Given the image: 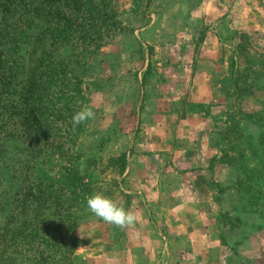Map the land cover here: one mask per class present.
Listing matches in <instances>:
<instances>
[{
    "label": "rangeland",
    "instance_id": "obj_1",
    "mask_svg": "<svg viewBox=\"0 0 264 264\" xmlns=\"http://www.w3.org/2000/svg\"><path fill=\"white\" fill-rule=\"evenodd\" d=\"M27 4L0 0V264H264V231L239 255L222 240L227 216L264 217V142L250 137L264 135V0H108L95 13ZM68 19L80 39L49 40L59 75L42 81L76 96L38 113L33 62L48 24ZM83 107L95 117L73 126ZM37 178L50 194L32 195ZM196 182L192 224L207 230L198 241L217 242H192L166 212ZM93 192L135 224L92 214ZM31 219L46 241L21 240Z\"/></svg>",
    "mask_w": 264,
    "mask_h": 264
},
{
    "label": "trees",
    "instance_id": "obj_2",
    "mask_svg": "<svg viewBox=\"0 0 264 264\" xmlns=\"http://www.w3.org/2000/svg\"><path fill=\"white\" fill-rule=\"evenodd\" d=\"M22 1H24V3H26L28 1L27 6L29 5L32 9V11H38V10H42L45 11L47 9V3L50 2L52 7H56V9L61 11L62 6H58L56 3L59 0H19V2L21 3ZM56 3H55V2ZM108 0H70V2L72 3V5L74 4V6L76 7V5H81L84 4V8L85 11L87 13H95L97 12L100 7L104 4V2H106ZM112 1V0H110ZM152 1V0H150ZM49 5V4H48ZM51 13V11H48ZM62 13V12H61ZM64 13V12H63ZM66 15V13H64ZM67 23V24H66ZM24 30H30L31 27L28 25V27L26 25L23 26ZM47 32L50 31L51 35L49 38H47V35L45 36V39L41 41V51L38 54V56L34 59V64L35 65V69L41 72L42 78L40 80H38V82L33 85V89H34V93H35V97H36V111L38 113H42L44 114L46 109L48 108V104L52 102V98H58L59 95L61 93H63V95H71L72 98H74L76 96V89L73 88L70 90L71 87H69V93H66V88H63L62 90H59L58 93H56V96H54V92L49 89V86L46 85V81H42L43 77L46 75V78H54L55 75L58 77L59 74L57 73V69H58V65L50 58L45 56V54L49 53V50L46 49L47 45H49V40L52 41L51 44L55 45L57 43V41H61L65 46H71L73 45L74 42L78 41L80 39V37L78 36V33L80 32V29H83L81 26H77L73 20L68 19L67 22L64 23H60V26H54L49 23L48 27L46 28ZM18 30V28H17ZM48 35V36H49ZM97 32L95 31L93 33V35H91L90 37H87L85 39V41H87L88 39L92 42H95V39L97 38ZM39 40V39H38ZM37 39L33 40L34 44L37 45ZM28 44V47L26 48L27 53L29 52L30 54L32 52H34V50H36L35 45L33 46H29L32 43H28V42H24ZM30 56V55H29ZM66 64V60L65 63ZM71 64V63H70ZM68 66V65H67ZM67 66H66V70H67ZM52 73H54L53 76ZM72 77V74H69ZM66 76V75H65ZM37 85V87H36ZM35 103V101H34ZM252 139L254 137V139H259L260 143L264 142V135L262 133V131L260 132V134L257 136L256 134H253L250 136ZM122 161H123V168L121 170V173H124L126 170V157L123 156L122 157ZM50 178H48L49 180ZM37 182H35V185L33 187V190L31 193L34 194H38V195H42V194H50V186L48 184V182L51 181H47V180H42L41 178H37L36 180ZM52 185V183H51ZM68 216H66L67 218ZM228 217V228H227V232L225 233V235L223 236L222 240L224 242L225 246H228V244L230 245L231 250L234 252V254L239 255L241 252V248L244 245L245 242H247V240H249V238L254 235L260 236V233H262L264 231V217H261L257 214H253V213H243V214H235L233 216H227ZM34 220L31 219L32 223H29L30 227L25 226V230L24 232L26 234L20 235L21 240L23 241H27V242H44L46 241L45 239V235L41 233V230L39 228H37L35 226V224L33 223ZM27 224V223H26ZM50 235V234H48ZM252 236V237H254ZM251 239V238H250ZM231 242V243H230ZM37 257L35 258V260L37 261ZM35 261V262H36ZM35 264V263H34Z\"/></svg>",
    "mask_w": 264,
    "mask_h": 264
},
{
    "label": "clouds",
    "instance_id": "obj_3",
    "mask_svg": "<svg viewBox=\"0 0 264 264\" xmlns=\"http://www.w3.org/2000/svg\"><path fill=\"white\" fill-rule=\"evenodd\" d=\"M95 113L91 108L83 107L72 117L73 126L80 125L89 119H93ZM86 207L92 214L105 223L124 229L131 227L137 221V215L118 205L113 199L102 192H93L86 198Z\"/></svg>",
    "mask_w": 264,
    "mask_h": 264
},
{
    "label": "crops",
    "instance_id": "obj_4",
    "mask_svg": "<svg viewBox=\"0 0 264 264\" xmlns=\"http://www.w3.org/2000/svg\"><path fill=\"white\" fill-rule=\"evenodd\" d=\"M211 39V37H210ZM213 40V39H212ZM196 165V164H195ZM205 165L206 167H209V161L206 162V164L204 163H201L198 166H202L205 168ZM202 175L203 176H207V174L209 173L208 170H202ZM197 185H191L190 184H184L183 185L181 184V188H184V189H181L180 186H179V189L177 190L176 194L180 199H184L182 200V202H180V204H178L177 202H173L171 201L170 205H169V210L166 211L169 213V215H172V216H175V218L172 220V221H184L185 223H188L187 224V228L184 230V234H187L189 235V238L191 239L192 242H217L215 237L212 239V240H200L198 241L199 239V236L201 238V236H203L202 234H204V237L207 236V230L205 228H202L201 226L198 227L199 225L197 224H192V214L196 211L195 209L192 207V202L191 200L193 199V197L198 194L199 190H198V183L196 182ZM197 186V187H196ZM203 187V186H202ZM182 197H185V198H182ZM177 203V204H176ZM181 216V218H180ZM180 233V232H179ZM195 245V244H194ZM196 263V262H195ZM194 263V264H195ZM196 264H206L204 263L203 261H199L197 262Z\"/></svg>",
    "mask_w": 264,
    "mask_h": 264
}]
</instances>
